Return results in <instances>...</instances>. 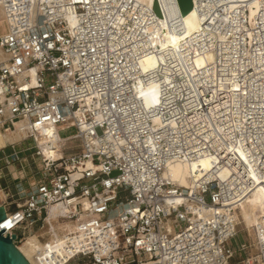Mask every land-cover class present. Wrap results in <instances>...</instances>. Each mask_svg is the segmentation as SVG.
<instances>
[{
	"label": "built area",
	"instance_id": "2783aa9c",
	"mask_svg": "<svg viewBox=\"0 0 264 264\" xmlns=\"http://www.w3.org/2000/svg\"><path fill=\"white\" fill-rule=\"evenodd\" d=\"M193 7L199 26L161 45L160 0H0V128L75 129L58 159L34 142L35 183L0 184V205L19 206L3 235L19 246L44 230L39 264H264V226L232 243L242 203L264 189V0ZM202 157L191 185L165 174Z\"/></svg>",
	"mask_w": 264,
	"mask_h": 264
},
{
	"label": "bare ground",
	"instance_id": "6f19581e",
	"mask_svg": "<svg viewBox=\"0 0 264 264\" xmlns=\"http://www.w3.org/2000/svg\"><path fill=\"white\" fill-rule=\"evenodd\" d=\"M150 1V0H144ZM162 7L164 9L165 18L162 20V32L164 35L163 40H160L161 45L168 44H176L178 39L181 37L178 33V29H182L184 32L190 33L195 30L200 23L199 16L197 14L196 9H193L187 13L186 15H182L179 9V5L177 0H160ZM256 12L255 8H251V16H253ZM181 18V23L177 22V18ZM156 65V59L153 56H147L143 61L144 68H153ZM156 86H150L146 92H144L146 98L149 96L153 98L152 101H157V91ZM29 130L26 126L23 125V122L20 121L18 124V128L11 131H3L0 128V149L5 148L10 143H15L21 141L23 138L28 137ZM34 142L41 148L43 154L47 157H51L53 159H58L63 156L62 145L64 144L63 138L58 134V129L56 126H46L41 129L39 132L34 134ZM202 166L204 169H209L211 165V160L209 157H202L196 160L192 166H185L182 163L176 162L169 166L168 170H166L165 174L170 176L173 180H176L180 185H191L194 177H197V170L199 166ZM3 193L0 189V198H2ZM177 199L181 202L186 199L183 196H178ZM248 205L250 207L249 213H247V217L244 214H241L244 222L246 223V227L252 228L258 225L264 226V189L257 188L250 194L245 202L242 203L241 208L244 205ZM240 208V212H241ZM57 209L53 207L50 211V215H55ZM249 217V218H248ZM3 228L9 226V221H6V218L2 220ZM251 230V229H250ZM32 237L35 241L40 244L41 243L37 239L35 235H30L27 239ZM24 242V241H23ZM60 243V245H59ZM63 245V237H58L56 240L50 241L48 243V247L50 250H58L60 251L61 246ZM38 248V249H39ZM31 252L26 255L28 259L34 257L36 260L35 254L36 251ZM36 262V261H35ZM38 264V263H37Z\"/></svg>",
	"mask_w": 264,
	"mask_h": 264
},
{
	"label": "rangeland",
	"instance_id": "374dc122",
	"mask_svg": "<svg viewBox=\"0 0 264 264\" xmlns=\"http://www.w3.org/2000/svg\"><path fill=\"white\" fill-rule=\"evenodd\" d=\"M3 20H4L3 14H2V12H0V34L6 30V23ZM74 131H75V129H73V128L72 129H68V130H62V131H60V135L61 136H67V135L72 134ZM33 140L34 139L32 137H28V138L25 137L19 142L10 143L5 148L0 149V156H1V155H3L4 152L5 153H9L12 150L13 147H15V148H17V147L18 148L32 147L29 150H27V151H25V152H23L21 154V161H18L14 165H12V166H18V167H20V169L24 170L23 174L26 176V179H24V180L28 183V186H25V187H29L31 184L35 183L38 180V178H40V176L38 175V172H39V166H40V162L39 161H41V159L39 157H36V155H35V148L33 147L34 146V141ZM73 145H74V142L67 143V146L65 147V149H66L65 152L70 151V148L73 147ZM0 165H1V170L3 169V171H7V173L10 174L11 179H9V180H11L10 181L11 185H13L14 183L17 184L20 179L19 178L15 179L14 175H12V173L13 174L16 173L15 170H14V167L11 166L10 168H6L5 165H3V164H0ZM116 173L117 172H113V174H116ZM4 180L5 179L3 177L0 178V184L3 187H5V185H7L6 181H4ZM9 180L7 182H9ZM2 197H4V194H3ZM249 211H250V207L247 204L244 205L241 208V212L239 214L240 215L239 216L240 223H239V227H238L239 233H238V235L236 236V238L232 242L234 245H238L241 241L244 240V237L249 236L248 233H251V236L254 237L253 228H249L248 229L246 227V223L244 222V219H243V217L241 215V214H244L246 216L247 213H249ZM43 231L44 230H37L35 228V229L32 230L30 235H35L36 236V235L42 234ZM23 241H25V240H23ZM23 241H22V243H23ZM59 245H60V243H59ZM35 261H36V263L39 264L37 259ZM234 263L235 264H242V263L239 262L238 258H236L234 260ZM71 264H77V262H72Z\"/></svg>",
	"mask_w": 264,
	"mask_h": 264
},
{
	"label": "water",
	"instance_id": "95a60500",
	"mask_svg": "<svg viewBox=\"0 0 264 264\" xmlns=\"http://www.w3.org/2000/svg\"><path fill=\"white\" fill-rule=\"evenodd\" d=\"M177 2L182 15H186L193 9V0H177ZM155 8L158 10L157 4H155ZM16 208H19L17 203L6 205V208L4 205H0V222L6 218V209L11 211ZM5 229L0 230V264H37L34 257L28 259L26 255L38 249L40 244L30 237L16 246L13 242L15 235H12V238L9 237V233L4 236Z\"/></svg>",
	"mask_w": 264,
	"mask_h": 264
},
{
	"label": "crops",
	"instance_id": "0c3cea01",
	"mask_svg": "<svg viewBox=\"0 0 264 264\" xmlns=\"http://www.w3.org/2000/svg\"><path fill=\"white\" fill-rule=\"evenodd\" d=\"M12 167H14V170H15L16 173L13 174L11 171L10 172L12 173V175H14L15 179L16 178H19L20 180H19V182L17 184L14 183L13 185H11V182H10L11 180H9V179H11L10 174H8L7 171H3V169H2L0 171V175L3 176V178L5 179L4 181H6V183H7V185H5V186L8 189L12 190V191H16V187L19 184H22L23 186H28V183L24 180V179H26V176L23 174L24 173V170L23 169H20V167H18V166H12ZM8 180H9V182H7Z\"/></svg>",
	"mask_w": 264,
	"mask_h": 264
}]
</instances>
